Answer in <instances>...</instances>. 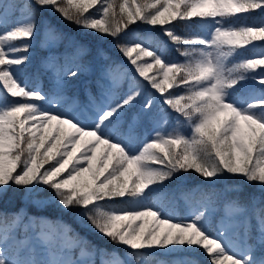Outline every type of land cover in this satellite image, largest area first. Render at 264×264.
Listing matches in <instances>:
<instances>
[{
	"label": "snow or ice",
	"instance_id": "obj_1",
	"mask_svg": "<svg viewBox=\"0 0 264 264\" xmlns=\"http://www.w3.org/2000/svg\"><path fill=\"white\" fill-rule=\"evenodd\" d=\"M118 9L116 0H0V194L23 188L26 202L55 204L124 249L20 208L0 212V264H167L158 257L175 251L264 264L261 198L250 212L228 196L243 185L215 187L241 177L264 194V0H123ZM45 13L111 36L127 64L75 38L59 51L64 34L41 31ZM139 23L165 39L140 36ZM178 23L197 30L181 34ZM37 38L47 54L34 66ZM76 85L88 103L67 107L78 104L67 95ZM189 172L208 187L182 192L185 203L195 192L201 200L178 213L155 194Z\"/></svg>",
	"mask_w": 264,
	"mask_h": 264
},
{
	"label": "trees",
	"instance_id": "obj_2",
	"mask_svg": "<svg viewBox=\"0 0 264 264\" xmlns=\"http://www.w3.org/2000/svg\"><path fill=\"white\" fill-rule=\"evenodd\" d=\"M123 2V0H116L117 3V11L118 4ZM48 24L52 27H54L57 32L64 34V39L60 43L59 51H64L65 45L68 44L69 38H75V40L80 41L82 43L89 44L93 50H95L96 47H103L105 51L108 53L109 57L111 58L110 62H116V63H123L127 64L125 61V58L121 55V53L116 49L115 47V41L111 36H100L98 34H94L92 32H85L84 29L78 28L75 24L69 23L67 20L62 19L58 14H52L49 15L45 13V16L43 17L42 22L40 23L39 27L41 28V31L43 30V25ZM177 31L181 34H186L192 31H196L197 29L186 26L184 23H178L176 25ZM133 29L139 33L142 37H159L160 40H164L165 38L160 34L159 29L155 28H149V26L144 25L142 23H139L138 25L133 26ZM39 39L37 38V41L34 42V47L32 49L33 52V65L35 66L38 64L40 58L47 53L42 50L39 47ZM120 42H123V39H121ZM155 43V41H154ZM168 48L171 51V56L176 57L179 60H183V57H180L179 54L175 51L173 46L171 44H168ZM87 60V58H86ZM128 70L131 71V66H128ZM132 74H135L134 72ZM128 86V81L125 79L122 83L118 91H124L126 90ZM48 84L45 80V88L47 89ZM95 92V90H93ZM68 96L78 95L81 96L86 100L88 103L87 96L84 94L83 88L80 85H76L73 88H70L68 90ZM143 127L138 126L136 129L137 135L143 134ZM181 179L183 182H181ZM225 184L227 185H233V184H241L243 185V191L240 193H228L229 197H235L239 195L240 200L243 203H246L249 205V211H252V205H251V197L256 196L260 197V201L256 204L255 207H264V194H262L256 185H249L244 182V180L241 177H230L225 176L221 179L219 183L215 185L217 190H223L225 187ZM197 185H202L205 188L208 187L207 183L203 181L199 176H197L194 172L189 173H181L179 174V178H174L172 181L167 182L166 187L163 188L160 192H157L155 196L160 197L162 202L165 204L172 203V205L175 206L178 213H183L185 208L188 205L195 204L197 205L198 202L201 200V194L200 192L191 193L187 203L181 198V193H187L190 192L191 189L195 188ZM24 189L23 188H15L11 187L7 191V193L0 194V212H6V213H13L19 210L20 208H25L27 210L28 215H34L37 217H47L50 220L56 221V220H62L66 222L67 224L71 225L72 229L75 230L76 233H79L81 237H86L87 240L91 242V245H95L98 248H106L109 251L115 250L119 252L121 255L124 254V249L119 246L113 244L110 240L105 239L98 234H96L93 231H89L88 229L81 227L79 223L74 219L72 213H64L58 209V207L55 204L49 203L47 206L44 207H37L33 203L30 202V199L28 202H26L24 197ZM47 192H42L39 195V199H45L47 197ZM119 201H117L118 203ZM221 213H217L216 218L214 219V224L216 225V220L220 217ZM253 226H255V220H253ZM216 230V227L213 228V231ZM73 253L77 255L79 253V249H73ZM194 257L196 260L199 261V264H207L206 258L203 257L202 254L199 253H193L188 251H175L168 255H160L158 259L166 261L167 264H180V262L183 260L184 257ZM99 258L97 257V260ZM154 264V262H153Z\"/></svg>",
	"mask_w": 264,
	"mask_h": 264
},
{
	"label": "rangeland",
	"instance_id": "obj_3",
	"mask_svg": "<svg viewBox=\"0 0 264 264\" xmlns=\"http://www.w3.org/2000/svg\"><path fill=\"white\" fill-rule=\"evenodd\" d=\"M5 2H9V0H5ZM116 75L119 76V73H117ZM67 95H68V94H67ZM70 97H78V104H73V103L69 102V104L66 105L67 107L77 108V107H79L80 105L87 104V102H86L85 100L82 101V98H79V96H77V95H73V96H70ZM169 205H170V204H169ZM189 206H195V205H189ZM189 206H188V207H189ZM218 224H219V219H217V221H216V226H218ZM78 255H79V253H78L77 255H75V254L73 253V256H78ZM97 264H98V260H97Z\"/></svg>",
	"mask_w": 264,
	"mask_h": 264
}]
</instances>
